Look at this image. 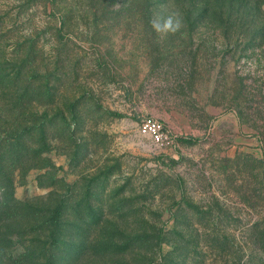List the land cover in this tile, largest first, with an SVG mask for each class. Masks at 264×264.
Wrapping results in <instances>:
<instances>
[{
	"label": "rangeland",
	"instance_id": "obj_1",
	"mask_svg": "<svg viewBox=\"0 0 264 264\" xmlns=\"http://www.w3.org/2000/svg\"><path fill=\"white\" fill-rule=\"evenodd\" d=\"M51 1L0 0L24 73L0 88V139L50 126L54 186L33 171L18 198L65 205L71 243L94 248L76 264H244L254 248L264 262V0H204L200 17L201 0ZM147 118L171 148L142 134Z\"/></svg>",
	"mask_w": 264,
	"mask_h": 264
},
{
	"label": "trees",
	"instance_id": "obj_2",
	"mask_svg": "<svg viewBox=\"0 0 264 264\" xmlns=\"http://www.w3.org/2000/svg\"><path fill=\"white\" fill-rule=\"evenodd\" d=\"M58 1L52 0V8ZM67 1V0H64ZM202 6L198 8L202 16L207 13L204 0ZM116 0H89L93 9L104 8L107 4ZM186 3L194 5L192 0H133L132 5L136 9L147 12L152 6L158 4L176 5L178 8H185ZM100 5V7H99ZM103 5V6H101ZM191 10L188 16L194 15ZM59 11V10H58ZM68 12L64 15V21L69 22L75 18L74 13ZM94 17L97 14L94 13ZM0 29V88L13 86L17 88L21 76L24 74L21 67L9 68V60L1 47ZM31 88H24L25 96ZM47 116V115H46ZM48 117V116H47ZM62 120H66L62 118ZM49 123L33 124L25 128L13 130V133L0 139V264H76L78 259L86 252L94 250L93 247L85 245H73L72 238L80 237L79 234L72 236L76 228L68 225L69 220L65 216V205L56 202L53 207H45L44 199L23 200L19 199L16 190L27 181V177L33 171L38 172L35 178L37 186L44 189H51L54 178L51 175L52 165L46 156L50 151L48 148ZM33 132L39 135V140L27 141V136H32ZM4 140V141H3ZM8 143V146H4ZM52 191V190H51ZM52 193H50L51 195ZM50 200V198H48ZM256 237V236H255ZM146 241V243L154 242ZM258 239V237H257ZM105 251L116 248V252L123 251L124 246L117 242L105 243ZM262 250L259 248L245 251L241 258L246 256L244 264H262ZM233 254L237 257L238 250ZM80 257H79V256ZM261 258V259H260Z\"/></svg>",
	"mask_w": 264,
	"mask_h": 264
},
{
	"label": "built area",
	"instance_id": "obj_3",
	"mask_svg": "<svg viewBox=\"0 0 264 264\" xmlns=\"http://www.w3.org/2000/svg\"><path fill=\"white\" fill-rule=\"evenodd\" d=\"M141 132L143 135L148 136L160 150H165L172 146V138L164 131L162 124L156 119L147 118L143 120Z\"/></svg>",
	"mask_w": 264,
	"mask_h": 264
}]
</instances>
